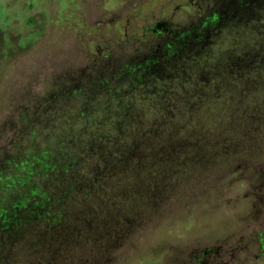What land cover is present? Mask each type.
I'll list each match as a JSON object with an SVG mask.
<instances>
[{"label": "rangeland", "instance_id": "rangeland-1", "mask_svg": "<svg viewBox=\"0 0 264 264\" xmlns=\"http://www.w3.org/2000/svg\"><path fill=\"white\" fill-rule=\"evenodd\" d=\"M113 103L122 139L57 179L51 215L4 239L0 264H264V0H0V161L27 154L31 129L71 135L43 124L49 108ZM75 176L96 188L58 201Z\"/></svg>", "mask_w": 264, "mask_h": 264}, {"label": "trees", "instance_id": "trees-1", "mask_svg": "<svg viewBox=\"0 0 264 264\" xmlns=\"http://www.w3.org/2000/svg\"><path fill=\"white\" fill-rule=\"evenodd\" d=\"M207 20V19H206ZM208 21V20H207ZM184 38L174 37L167 43L166 48L169 50L166 51L165 48L163 49L164 52L158 54L156 56H152V58H147L142 62L141 70L145 71L141 75L142 77L145 74H151L148 72L149 70H153V67L158 63L159 60L163 62V64L167 63V61L172 60L175 58V55H172V50L170 49V45H173L178 42H182ZM159 50V49H158ZM157 58V60L155 59ZM182 58V56H178L176 59ZM144 63V64H143ZM149 63V66L146 67V64ZM139 65V67H140ZM239 65V66H238ZM237 68L240 67L241 64H238ZM136 68V67H135ZM135 68L129 69L128 72L132 73L135 72ZM138 69V66H137ZM148 72V73H147ZM156 73H154L155 75ZM140 79L137 83H140ZM164 94V93H163ZM166 96V95H165ZM166 98V97H165ZM108 106V105H107ZM106 107L105 105L97 104L93 106L94 113L91 114L90 107H86L82 105L80 107L74 108L69 105H64L61 107L49 108L47 114H51L52 117L48 118L43 122L45 126L47 123L50 125H54L53 122L58 120L60 122V126L57 130L60 131L59 135L64 133L68 130L71 132V135L66 137L62 134L60 135V140H55L54 133L55 131L52 130V133H49V136L46 138L44 136H39L35 132V129L30 130V134L28 135V144L29 150L27 154L23 156V158L19 159L16 155H12L10 158H2L0 161V243L8 237L10 242L13 244L16 242L18 238V227L20 226H29L37 223L40 218L43 216L51 215L49 212L50 207L54 202L57 200V197L54 194L55 188L58 185L57 179L68 178L67 175L72 171L75 172V168L77 165H80L82 162H85L87 159L86 157L89 155H93V153L98 148H103L106 146V140L108 138H115L117 140H121L122 136L121 133L128 126L118 123V118L115 116V112L118 111L121 107L120 103H113ZM72 111V112H71ZM110 111V112H108ZM111 113V120L109 124H105L99 116L96 117L97 114L108 116ZM59 116L56 117V115ZM44 126V127H45ZM109 126L111 131L109 133L103 134H93L88 136V141L85 143V139L87 137L88 132L92 129L96 130L101 127L106 128ZM120 131H119V128ZM50 128V126H48ZM46 130V129H45ZM106 129H104L105 131ZM48 131V130H47ZM98 134V135H97ZM112 136V137H111ZM48 139V146L45 147V150H41L38 152L37 148L32 146L34 138ZM52 141V142H51ZM53 143V146L61 151H58V155L51 150L52 146L49 143ZM80 143L81 152H78L73 159L67 161V163L60 167L58 166V160L63 157L65 160L67 159V154H71L74 151V144ZM72 148V149H71ZM106 148V147H105ZM15 149V148H14ZM135 145L133 142L128 143L124 150H134ZM78 155V156H77ZM62 156V157H61ZM102 163L100 160L98 161ZM103 164V163H102ZM104 166V164H103ZM104 168V167H103ZM88 171V170H87ZM104 171V170H103ZM90 172V170H89ZM71 175V173H70ZM76 177V176H75ZM96 188V186H91L90 184L84 183L81 179L74 178L71 185H65L64 193L61 197L58 198V201H63L67 194L71 193V191H89L90 189ZM11 193V198L7 199L5 195ZM49 221H51L49 219ZM53 225V223H51ZM50 225V226H51ZM32 232V231H31ZM27 242L29 246L33 249H38L39 247L36 244V236L33 233L26 234ZM116 241V240H115ZM113 242V244L115 243ZM115 247V244L113 245ZM2 255L4 254L6 259L11 257L12 250H8L7 252L3 251ZM60 252V250H59ZM58 250L54 254L52 252H48L47 257L49 259L50 264H54V260H56L59 256ZM57 254V255H55ZM3 255V259H4ZM54 255V257H53ZM106 254L104 255V260ZM12 258V257H11ZM12 261V260H11ZM2 264H20L18 262H11V263H2ZM83 264H93V261L90 259L88 262L84 261ZM100 264V263H99Z\"/></svg>", "mask_w": 264, "mask_h": 264}, {"label": "flooded vegetation", "instance_id": "flooded-vegetation-1", "mask_svg": "<svg viewBox=\"0 0 264 264\" xmlns=\"http://www.w3.org/2000/svg\"><path fill=\"white\" fill-rule=\"evenodd\" d=\"M208 20V22L210 23V22H213L215 19H214V17H213V19L212 20H210V19H207ZM165 24L164 23H158L157 25H156V28L154 29V32L156 31H159V28L160 27H162V26H164ZM164 30H166V29H163V31ZM167 31V30H166ZM215 151V150H214ZM233 151V150H232ZM215 153V152H214ZM261 245H262V249H264V235L261 237ZM210 254H208L206 251H204V255L203 256H205V257H210L209 256ZM196 262H197V264H206L205 263V261H203L201 258H197V260H196ZM216 262H217V257H215V258H212V259H210V262H209V264H216Z\"/></svg>", "mask_w": 264, "mask_h": 264}]
</instances>
